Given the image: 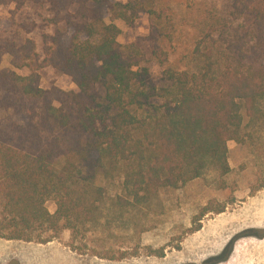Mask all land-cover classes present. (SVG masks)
Segmentation results:
<instances>
[{"label": "trees", "instance_id": "1", "mask_svg": "<svg viewBox=\"0 0 264 264\" xmlns=\"http://www.w3.org/2000/svg\"><path fill=\"white\" fill-rule=\"evenodd\" d=\"M169 2L0 0L14 6L0 19L1 239L48 243L98 225L109 206H149L162 190L230 171L241 110L255 118L264 102V0H216L199 11L195 70L167 66ZM143 16L148 33L118 42L114 21L131 27ZM6 55L10 67H1ZM45 67L76 88H42ZM115 178L120 193L107 204L101 181ZM244 236L263 238L264 229ZM233 242L203 264L225 260Z\"/></svg>", "mask_w": 264, "mask_h": 264}, {"label": "rangeland", "instance_id": "2", "mask_svg": "<svg viewBox=\"0 0 264 264\" xmlns=\"http://www.w3.org/2000/svg\"><path fill=\"white\" fill-rule=\"evenodd\" d=\"M214 3L216 0H170L174 31L163 43L168 67L196 69L191 58L197 34L194 23L199 11ZM13 7L0 8V19H6ZM114 23L120 29L117 40L121 44L148 33L147 16L131 27L121 20ZM41 31L47 33L48 29ZM1 67H10L9 56L3 57ZM149 67L158 73L159 67ZM14 70L21 76L28 74L27 70ZM39 73L42 88H76L70 78L50 67ZM241 114V141L227 143L230 171L226 175L208 171L182 187L160 191L149 206H109L98 225L64 230L48 243L0 238V264H68L60 248L77 254L74 264H203L232 239L225 260L213 264H264V237L244 236L248 230L264 229V102L257 117L247 118L244 110ZM101 185L109 204L120 193V183L115 178L103 180ZM46 208L52 213L55 204L48 201Z\"/></svg>", "mask_w": 264, "mask_h": 264}, {"label": "crops", "instance_id": "3", "mask_svg": "<svg viewBox=\"0 0 264 264\" xmlns=\"http://www.w3.org/2000/svg\"><path fill=\"white\" fill-rule=\"evenodd\" d=\"M60 249L64 251V254L67 255L68 264H74L76 261V258H77V254L73 253L71 250H69L67 248H60Z\"/></svg>", "mask_w": 264, "mask_h": 264}, {"label": "bare ground", "instance_id": "4", "mask_svg": "<svg viewBox=\"0 0 264 264\" xmlns=\"http://www.w3.org/2000/svg\"><path fill=\"white\" fill-rule=\"evenodd\" d=\"M238 248V247H237Z\"/></svg>", "mask_w": 264, "mask_h": 264}]
</instances>
